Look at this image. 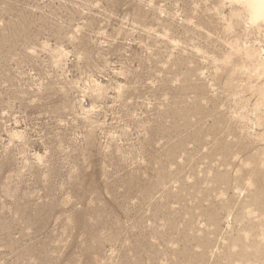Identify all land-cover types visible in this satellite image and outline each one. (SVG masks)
I'll list each match as a JSON object with an SVG mask.
<instances>
[{
	"label": "rangeland",
	"instance_id": "obj_1",
	"mask_svg": "<svg viewBox=\"0 0 264 264\" xmlns=\"http://www.w3.org/2000/svg\"><path fill=\"white\" fill-rule=\"evenodd\" d=\"M0 264H264V23L0 0Z\"/></svg>",
	"mask_w": 264,
	"mask_h": 264
},
{
	"label": "bare ground",
	"instance_id": "obj_2",
	"mask_svg": "<svg viewBox=\"0 0 264 264\" xmlns=\"http://www.w3.org/2000/svg\"><path fill=\"white\" fill-rule=\"evenodd\" d=\"M250 15L253 23H264V0H237Z\"/></svg>",
	"mask_w": 264,
	"mask_h": 264
}]
</instances>
